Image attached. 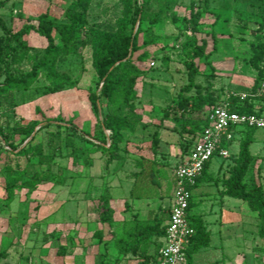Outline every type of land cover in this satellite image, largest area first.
<instances>
[{
  "label": "rangeland",
  "instance_id": "rangeland-1",
  "mask_svg": "<svg viewBox=\"0 0 264 264\" xmlns=\"http://www.w3.org/2000/svg\"><path fill=\"white\" fill-rule=\"evenodd\" d=\"M190 1L205 7L201 33L196 38L205 40L206 51L212 53L206 61H195L201 74L186 90L189 80L182 44L189 33H181L179 25L174 24L171 18L186 16ZM134 4H139L144 19L137 37L138 45L142 44L144 37L154 40L153 44L142 47L134 55L135 58L142 52L146 53L141 64L145 75L137 79L134 87L136 111L142 115V121L133 133H122L118 159L108 166L107 155L101 150H93L83 135L96 138L95 143L105 138L108 142V132L101 133L100 130L101 117L92 113L87 100L88 92L97 88V75L92 65L95 41L88 30L95 31L97 35L116 34L119 22L129 16ZM165 7V0H147L143 4L140 0H0V21L6 31L14 33L24 26L35 27L38 17L47 13L51 22L71 25L81 34L86 33L82 39L89 41L75 48L78 42L73 34L65 42L52 32L55 43L62 46V53L55 60V71L73 81L72 88L49 93L48 83L39 78L27 90L0 95V134L17 148L15 152L29 140L21 141L22 137L13 135L12 126L15 124L33 126L31 144H41L45 153L50 152L46 147L47 132H58L61 138L72 137L75 146L84 148L81 159L73 163L68 156L71 149L61 145V153L45 166L38 164L31 155L14 156L0 140L2 193V168L7 163L13 173L17 170L24 172L18 180L20 186L29 183L38 173L48 172L53 178L64 179L62 185L44 182L30 194L28 189L17 188L11 205H0V251H5V255L0 256V264H136L139 256L128 254L125 257L127 254L113 243L120 236L118 231L115 235L116 229L112 224L125 220L129 215L135 216L132 211H144L154 206L153 201L159 200L157 195L155 200L135 202L129 197L133 177L139 171L136 162L140 160L157 163L158 170L141 174V179L146 177L148 189L164 196L161 199L164 206L171 199L173 171L183 158V146L190 148L195 141H190L188 134L180 132V110L176 101L180 97L205 94L208 90L212 95L221 96L226 92L251 91L256 76L251 60L258 50V42L264 43V0H172ZM160 8L165 16L159 15L157 20L150 21ZM131 29L129 26L128 31ZM0 35H3L1 26ZM23 39L27 54L16 69L27 71L31 58L38 56L45 47V40L33 31ZM117 102V99L108 102L101 98L103 111L106 104ZM208 110L204 106L199 112L186 113L185 118L189 121L204 120ZM165 113L167 118L161 121ZM44 121L50 125L40 129ZM70 125L78 130L76 135L66 129ZM253 138L249 148L254 160L251 176L264 191V129H256ZM239 141L240 138H235L230 143V156L237 154ZM59 144L62 142H54L53 147ZM232 157L222 159L214 156L210 160L208 172L215 176V183H219L222 177L217 169L220 165L224 170L229 168ZM83 158L87 159V165L82 163ZM151 178L157 182L150 181ZM218 188L202 182L193 190V200L197 203L193 209L195 214L205 216L207 212L210 219L217 218L218 206L214 204L211 211L210 203L213 204L214 197H218ZM230 202L236 206L240 204V221L234 225L235 229L239 226L241 236L239 263L264 264V240L257 236L256 215L242 201L231 199ZM104 210L109 215L100 222ZM147 210L142 213L146 215ZM110 217L111 222L108 223ZM208 227L213 232L219 228L217 223L208 224ZM209 255L212 262L217 253L210 249ZM208 262L216 264L210 263L209 259ZM224 263L233 264L232 261Z\"/></svg>",
  "mask_w": 264,
  "mask_h": 264
},
{
  "label": "trees",
  "instance_id": "trees-1",
  "mask_svg": "<svg viewBox=\"0 0 264 264\" xmlns=\"http://www.w3.org/2000/svg\"><path fill=\"white\" fill-rule=\"evenodd\" d=\"M140 1L142 4L147 2V0ZM171 2L172 0H165V8ZM162 10L160 8L156 15L151 16L150 21L157 20L159 15L165 16ZM204 10L205 7H200L194 1H190L186 16L181 19L174 16L171 18L174 24L179 25L181 33H189V36H185L186 40L182 44V50L186 59L184 65L187 69V77L189 80V84L185 88L186 90L193 86L194 78L201 74L195 65V61H206L212 53V51H206L207 43L205 40H198L196 38V35L201 33V20ZM143 20L141 7L139 4H134L129 16L119 22L118 32L116 34L97 35L95 31L88 30V34L92 35L94 38L93 41H95L92 65L97 75V88L95 91L90 90L88 92L87 100L89 101L92 113L95 116L99 115L101 117L100 130L101 133L102 131L108 132V142H105V138L103 141L99 142L100 140H98L95 143L96 138H92L85 133L83 135L85 136V142L91 144L93 150H101L107 155L106 164L108 166L118 159L117 152L119 151V145L123 141L122 133H133L136 126L142 121V115L136 111V93L134 87L137 79L145 75V70L141 69V64L146 57V53L142 52L135 58L134 55L142 47H147L154 43L153 39L144 37L142 44L138 45L137 37L142 31L141 22ZM0 26L3 30V35H0V95L27 90L39 78H42L48 83L47 91L49 93H55L65 87L72 88L74 86L73 81L60 76L55 71V60L62 53V46L55 43L52 32L60 35L62 41L65 42L73 34L78 42L74 46L75 48L79 47V45L84 46L89 43L88 40L82 39L83 35L87 36L86 33L81 34L79 29H73L71 25L51 22L47 13L38 17L35 27L24 26L14 33L6 31L1 21ZM129 26L132 28L130 31H128ZM134 28L136 30L133 32ZM30 31H33L45 40V47L38 56L31 58L29 70L20 71L16 67L21 64L27 54L23 38ZM257 46L258 50L251 60V64L256 70L255 84L251 91L248 92L250 94L248 97L241 100L238 97V93L235 92H226L222 96L220 94L212 95L208 90L205 94L198 93L194 96L180 97L176 101V106L180 110V132L188 134L190 141L197 139L196 135H199L204 127L207 126V121H189L185 118V114L199 112L204 106L211 109L217 104L226 102L230 112L254 114L257 116L263 115L264 92L257 94V90L264 79V68H261L264 63V43L259 41ZM228 94L232 95L226 97ZM101 98H105L108 102L117 99L118 102L117 104H106L105 111H103ZM258 102L261 105L256 106ZM164 117L161 121L167 118V113L164 114ZM41 123H44V125L40 129H44L50 125L48 121ZM66 129L73 135H76L78 132L73 125L67 126ZM256 129L248 126L232 129L234 135L233 140L240 138L238 152L235 156L232 157L229 155L228 157H232V165L225 170L223 169V165H220L218 172L221 171L222 173V177L219 180L222 195L242 201L256 215L258 219L257 236L264 240V191L262 186L255 183L251 176L254 160L249 151L250 145L254 141L253 135ZM12 132L13 135L22 137L21 141H24L32 135L33 126L15 124L12 126ZM45 137H47L46 147L50 149V152L45 153L41 144L32 145L33 136L23 148L15 152L17 148L10 144L6 136L0 134L1 142L8 146L9 151L14 156L31 155L41 165L48 166L52 159L61 153V145L64 148L69 147L71 149L68 156L72 158L73 163L81 159L84 148L75 146L72 137L61 138L58 132H47ZM54 142H62V144L54 148ZM188 150L189 148L186 145L183 146V156ZM82 163L87 165V159L83 158ZM146 164L148 167H146ZM209 164L210 161L204 165L203 171L196 179L194 185L189 187L190 193L198 184L212 181L213 178L209 176L207 171ZM136 166L139 168L140 174L157 169V163L153 160H140L136 162ZM2 172L4 176L2 201L6 205L13 200L14 191L17 188L22 187L28 189V194H30L44 182H54L57 185L64 183V179L53 178L48 175V172H45L36 174L29 183L20 186L18 180L24 176L23 171L17 170L13 173L10 164L7 163L4 164ZM144 181H146V177H144ZM150 181L157 182L152 178ZM133 190V188L130 190L129 197L138 199L137 196H133ZM191 197L188 202L187 215L189 223L194 229V235L191 246L185 250L186 258L199 248L206 247L209 242L208 232L201 218L189 214V211L194 205ZM107 215L109 214L106 210L102 211L99 221L104 222ZM168 219L169 207H159L156 210H149L143 220L133 219L132 227L126 233V239L118 242L116 246H118L122 253L139 256L140 259L136 264H156L161 244L155 241L163 237ZM110 222L111 217L108 218V223ZM152 238L155 240L153 241L155 253L149 256L146 253V248ZM3 255H5V251H0V256Z\"/></svg>",
  "mask_w": 264,
  "mask_h": 264
},
{
  "label": "built area",
  "instance_id": "built-area-1",
  "mask_svg": "<svg viewBox=\"0 0 264 264\" xmlns=\"http://www.w3.org/2000/svg\"><path fill=\"white\" fill-rule=\"evenodd\" d=\"M264 68V63L261 66ZM264 92V79L257 94ZM232 94H228L229 97ZM248 93H238L243 100ZM204 120L207 126L197 136L182 161L173 171L174 189L169 202V219L158 251L156 264H187L185 250L191 246L194 229L191 227L187 210L191 196L189 187L201 175L204 165L214 156L229 157L228 147L233 141L232 129L243 126L264 129V115L238 114L230 112L226 102L209 109Z\"/></svg>",
  "mask_w": 264,
  "mask_h": 264
},
{
  "label": "crops",
  "instance_id": "crops-1",
  "mask_svg": "<svg viewBox=\"0 0 264 264\" xmlns=\"http://www.w3.org/2000/svg\"><path fill=\"white\" fill-rule=\"evenodd\" d=\"M182 161V160H181ZM181 163V162H180ZM179 165V164H178ZM209 169V168H208ZM219 169V168H218ZM217 169V172H218ZM208 171V170H207ZM209 176H211L213 179L212 181H206L207 183L210 184H214L216 186H219V188L217 189V198L214 197V202L213 204L210 203V210L212 209L214 204H217L218 206V216L215 219H210L209 218V213L205 212L206 215H208V217L205 215L203 216L202 214H195L193 212L194 207L197 205V203L193 200V190H195L200 184H198L196 186V188H194L191 191V199L194 202L193 207L191 208V210L189 211V214L191 215H196L199 216L202 220V222L204 223L205 227H206V231L208 232V236H209V242L208 245L206 247L203 248H199L198 250L194 251L193 253L190 254V256L188 257V261L187 264H209L208 259L210 261V263H216V264H220V263H224L225 261H232L233 264H240L239 260L237 259V256L240 252V230H239V226H236L237 229H235V223L240 221V207L238 204V206H236L234 203L230 202L231 199L230 197H226L223 196L221 191V185L220 183H215L214 177L212 174H210L208 172ZM215 175V174H214ZM142 175L140 174V170L138 171L137 174L134 175L133 177V182L131 185L130 190L133 188V196H137L138 199L135 198H130L133 200V202L135 201H139V200H155L156 198H158L159 200L157 202L153 201V205L151 207H146L147 209H145L144 211H138L137 212H131L132 214H134L135 216H131L129 215L127 218H125V220L123 219L121 222H114L112 225L114 227V229H116V233L117 231L119 232V239L118 240H114V238H112L115 243V245L118 242H122V240L126 239V233L127 231L132 227V223H133V219L136 218L138 220H143L146 215H144L143 213L149 210H156L157 208H165L169 206V202H170V198L169 201L166 203L167 205L164 206L161 204V199L164 196H161L158 192L157 193H153L150 189H148L147 187V181H144V179L142 180ZM214 180V181H213ZM158 184L160 185L159 181ZM146 187V188H145ZM129 190V193H130ZM145 190V191H144ZM159 194V196H158ZM157 197L155 198L154 196ZM2 188H0V205L3 203L2 201ZM11 203L8 205L10 206ZM237 209V211H236ZM212 211V210H211ZM143 212V213H142ZM167 223V222H166ZM216 224L218 225V230L216 231H211L208 227V224ZM215 237V239H214ZM153 241H155L153 238L148 242L147 248H146V253L147 255L151 256L155 253V249H154V244ZM156 243H161V239H158L155 241ZM190 247V246H189ZM210 249H213L217 255L216 258H214L211 262V258H210ZM128 257V254L125 256ZM138 261V260H137ZM136 261V263H137ZM225 264V263H224ZM230 264V263H229Z\"/></svg>",
  "mask_w": 264,
  "mask_h": 264
},
{
  "label": "water",
  "instance_id": "water-1",
  "mask_svg": "<svg viewBox=\"0 0 264 264\" xmlns=\"http://www.w3.org/2000/svg\"><path fill=\"white\" fill-rule=\"evenodd\" d=\"M32 137V135L29 137V139Z\"/></svg>",
  "mask_w": 264,
  "mask_h": 264
}]
</instances>
